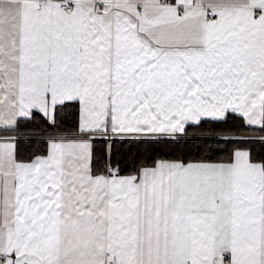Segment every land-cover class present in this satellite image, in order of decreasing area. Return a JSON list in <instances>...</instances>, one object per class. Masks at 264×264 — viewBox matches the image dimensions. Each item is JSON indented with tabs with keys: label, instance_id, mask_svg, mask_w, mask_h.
Instances as JSON below:
<instances>
[{
	"label": "snow or ice",
	"instance_id": "obj_1",
	"mask_svg": "<svg viewBox=\"0 0 264 264\" xmlns=\"http://www.w3.org/2000/svg\"><path fill=\"white\" fill-rule=\"evenodd\" d=\"M0 264H264V0H0Z\"/></svg>",
	"mask_w": 264,
	"mask_h": 264
},
{
	"label": "trees",
	"instance_id": "obj_2",
	"mask_svg": "<svg viewBox=\"0 0 264 264\" xmlns=\"http://www.w3.org/2000/svg\"><path fill=\"white\" fill-rule=\"evenodd\" d=\"M181 148V149H184L185 146L184 145H179V146H173V145H164L162 146L163 150L167 151V150H175V148ZM192 145H188L187 148H191Z\"/></svg>",
	"mask_w": 264,
	"mask_h": 264
}]
</instances>
